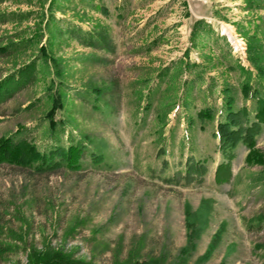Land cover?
Listing matches in <instances>:
<instances>
[{
  "label": "rangeland",
  "instance_id": "obj_1",
  "mask_svg": "<svg viewBox=\"0 0 264 264\" xmlns=\"http://www.w3.org/2000/svg\"><path fill=\"white\" fill-rule=\"evenodd\" d=\"M250 40L264 53V0H0V47L20 42L0 79L37 66L0 105V139L22 128L42 152L85 148L77 170L0 165V264H264V164L239 144L230 181L214 180L225 100L253 122L264 99Z\"/></svg>",
  "mask_w": 264,
  "mask_h": 264
},
{
  "label": "trees",
  "instance_id": "obj_2",
  "mask_svg": "<svg viewBox=\"0 0 264 264\" xmlns=\"http://www.w3.org/2000/svg\"><path fill=\"white\" fill-rule=\"evenodd\" d=\"M200 24V23H198ZM195 28L192 30L194 33ZM77 31L75 30L74 33ZM20 43V42H17ZM17 43H10L4 47H0V54L6 55L10 51L16 50ZM89 46H94L91 41L88 42ZM256 47V43L253 40L248 42V52L252 64L257 68V74L260 78L264 79V53ZM41 55L45 59L52 60L48 56L45 48L41 47ZM53 62V60H52ZM36 64L35 61H31L25 65L20 66L14 72L0 79V105L10 100L18 92L26 88L36 76ZM264 81V80H263ZM229 94V91H225ZM242 93L246 99H254L259 92L252 91L248 84L242 87ZM233 99L228 97L225 100V117L224 120L217 124L216 136L219 141V149L224 157L225 163H221L215 170V183L221 185L228 183L231 179L230 162L233 158V150L242 144L247 148L246 163L247 164H264L261 155L258 154V150L255 147V137L260 133V126L264 124V99H257L256 113L253 122L248 118L247 108H243L237 112L233 111L232 104ZM57 106H61V102L54 105L47 114L49 120V126L54 129L56 122L54 121V114ZM200 117H211L210 111L200 112ZM24 129H18L13 136L0 139V165H10L20 169H30L37 173L51 172L59 169L60 167H66L70 170H77L80 168V159L84 156L85 148L82 144L70 145L66 148L52 147L48 151H39L35 145L28 142L26 139H22L19 136ZM99 157L94 158V162L100 160ZM201 168L196 165H191L187 171L186 176H190L193 172H198ZM196 220L199 218V229L205 226V212L200 211L195 214ZM191 220V219H190ZM195 225V223H193ZM197 231V229L195 230ZM210 253V251H209ZM184 251V255H186ZM186 257L184 256V259ZM182 255H178L170 263H165L162 260H141L135 261L132 264H185V260ZM43 264H86L80 261H70L67 257L60 254L50 255L43 259ZM223 264V263H222Z\"/></svg>",
  "mask_w": 264,
  "mask_h": 264
},
{
  "label": "built area",
  "instance_id": "obj_3",
  "mask_svg": "<svg viewBox=\"0 0 264 264\" xmlns=\"http://www.w3.org/2000/svg\"><path fill=\"white\" fill-rule=\"evenodd\" d=\"M240 49L243 50L242 46H240Z\"/></svg>",
  "mask_w": 264,
  "mask_h": 264
}]
</instances>
